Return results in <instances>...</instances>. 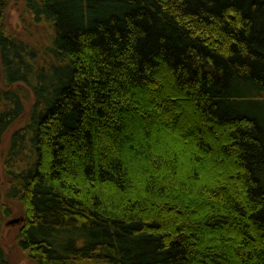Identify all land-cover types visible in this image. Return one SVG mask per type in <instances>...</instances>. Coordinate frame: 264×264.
I'll use <instances>...</instances> for the list:
<instances>
[{"label":"trees","instance_id":"16d2710c","mask_svg":"<svg viewBox=\"0 0 264 264\" xmlns=\"http://www.w3.org/2000/svg\"><path fill=\"white\" fill-rule=\"evenodd\" d=\"M13 1L0 235L17 201L34 264H264V0H24L44 48Z\"/></svg>","mask_w":264,"mask_h":264},{"label":"rangeland","instance_id":"374dc122","mask_svg":"<svg viewBox=\"0 0 264 264\" xmlns=\"http://www.w3.org/2000/svg\"><path fill=\"white\" fill-rule=\"evenodd\" d=\"M5 31L9 36L20 38L25 42L32 43L34 46L41 48H44L50 40L49 37H52V30L49 25L41 24V26H35L25 15L24 0L13 1L9 4L5 17ZM17 86L20 85L18 84L16 87ZM21 87H23L21 97L26 107V114H28L34 103V96L27 86L23 85ZM23 124L24 121L22 120L13 125L5 134L3 145L0 147L1 199H6V196H8V185L5 182L4 168L1 159L6 154L12 135L17 129L21 128ZM3 201L5 202V200ZM8 204L13 210V216L10 219L3 220L2 232L0 235L1 246L7 254L10 264H34V262L29 259L28 254L19 247L18 234L20 224H10L13 220H20L23 216V207L17 201H9Z\"/></svg>","mask_w":264,"mask_h":264},{"label":"water","instance_id":"95a60500","mask_svg":"<svg viewBox=\"0 0 264 264\" xmlns=\"http://www.w3.org/2000/svg\"><path fill=\"white\" fill-rule=\"evenodd\" d=\"M20 222V220H13L10 222V224H18Z\"/></svg>","mask_w":264,"mask_h":264}]
</instances>
